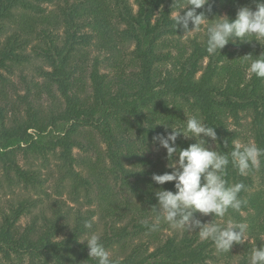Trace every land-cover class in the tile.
Here are the masks:
<instances>
[{"label": "trees", "instance_id": "trees-1", "mask_svg": "<svg viewBox=\"0 0 264 264\" xmlns=\"http://www.w3.org/2000/svg\"><path fill=\"white\" fill-rule=\"evenodd\" d=\"M38 1L44 0H0V28L5 26L2 24L5 21L15 22L18 26L0 49V80H3L1 71L12 72L14 64L20 63L25 55L29 37L35 30L31 23L36 24V20L26 13L42 11ZM180 2L187 3V0H178ZM255 3L256 0H211L210 13L207 6L197 12H205L210 21L223 13L234 19L240 7L249 6L255 10ZM134 4L136 11L130 0H65L63 4L58 3L65 26L64 39L59 40L52 31H42L47 48L41 50L52 69L44 73L48 79L45 90L51 93V88H56L65 101L60 112L46 116L29 101L28 94L22 97L27 106V117L16 113L10 116L6 109L8 102L5 103L7 106L3 104L7 96L3 101L0 99V170L10 184L15 180L25 186L39 183L35 174L20 167L18 152L45 157L59 151L65 166L64 179L73 182L75 192L80 187L86 188L88 196L91 183L76 172L78 161L73 150L79 147L89 151L77 139L81 128L92 127L98 131L108 146L107 154L112 162L110 175L141 204V207H135L126 201L125 208H107V192L101 191L99 210L106 229L100 241L106 249L114 245L125 246L126 240L146 235L150 231L146 223L151 225L150 217L157 216L153 209L158 206L155 192L161 189L175 192L174 182L161 186L152 180L153 174H164L165 171L148 159L139 158L144 168L152 170L137 171L126 167L131 157H136L135 147L127 137L136 133L146 145L153 137L167 134L164 125L174 124L179 130L184 126L181 116L185 110L179 102H185L190 111H197L205 125L215 128L216 151L227 154L232 149V141L240 140L241 134L230 128L228 118L239 122L242 112L251 115L254 142L264 149V79L252 73L249 77V61L243 58L249 54L259 56L264 53V46L256 41L244 42L242 53L236 55L228 50L230 42L221 54L218 51L209 55L207 36L202 41L198 37L193 39L189 46L178 41L184 31L182 27L176 31L170 17L171 10L179 11L174 0H134ZM129 42L134 44L131 77H125L123 73V77H117L114 82L101 72L103 61L100 56L121 55L119 46L123 48ZM94 52L98 56H93ZM168 65L170 69L165 68ZM86 79L91 92L87 90ZM191 144H194L192 140L183 135L176 141L178 148L186 149ZM260 160L259 167L247 176H240L230 163L225 177L229 183L246 185V190L240 193L246 203L239 210L229 209L235 222L247 224L245 234L253 239V244L245 245L246 252L238 264H249L251 249L264 246L261 241L264 236V156ZM99 169L100 164H97L96 173ZM105 174L102 172V176ZM254 174L259 177L261 187L252 193ZM35 206L36 201L24 200L18 208H11V214L4 216L0 222V253L7 257L12 253L29 255L40 264H97L90 258L86 243H82L90 231L83 227V222L96 217V209L77 217L76 225L68 231L59 225V220L46 219L42 229L29 227L20 232L18 223ZM127 209L137 210L140 219L132 218L125 227H118L114 222L107 229V216L121 222L126 218ZM242 211L248 216L243 217ZM63 232L67 233L58 239ZM197 233L198 230L182 238L173 237L151 253L148 245H135L131 255L118 264H207L216 261L214 244L201 241Z\"/></svg>", "mask_w": 264, "mask_h": 264}, {"label": "rangeland", "instance_id": "rangeland-1", "mask_svg": "<svg viewBox=\"0 0 264 264\" xmlns=\"http://www.w3.org/2000/svg\"><path fill=\"white\" fill-rule=\"evenodd\" d=\"M64 1L65 0L38 1L42 11L37 13H26L29 18L36 20V24L31 23L34 25L35 30L32 32L34 34L29 37L30 44L27 46L21 62L14 64L12 72L1 71L3 80H0V95H2L0 99L3 101V97L7 96V100L3 101V104L8 102V106L5 105L7 106L6 109L8 112H10V116L16 113V115L23 118L27 117V106L23 102L22 97L28 94L29 101L35 107L40 108L46 116H49L53 112L58 113L64 107V98L56 88L52 87L51 93L45 90L48 79L44 76V73L50 72L52 69L46 60L43 50H41L47 48L43 36L41 35L42 31L48 33L52 31L56 37H59V40L64 39L65 26L62 24V14L57 6L58 3L63 4ZM130 2L133 4L136 11L137 7L134 4V0H130ZM182 13L183 12H181V14ZM223 15H226V13H223ZM44 19L48 20L44 21ZM57 21L58 24L56 25ZM4 23L5 26L2 29L0 28V49L3 48L8 37L18 29L15 22L5 21L2 24ZM206 36L207 23L202 25L199 31L178 38V41L184 46H189L193 39L198 37L199 40L202 41ZM242 44L243 43L240 41H237L236 44L232 43L228 50L236 55H240L242 53ZM133 50L134 44L129 42L123 48L119 46L121 55H117V53L107 54V56H105V54L101 55L100 60L103 61L101 72L106 73L108 78L114 82L117 77L122 76L123 73H125V77H131L133 67H131L130 60ZM94 55L98 56V53L94 52L93 56ZM115 63L119 64L121 68L116 66ZM207 63L208 59L205 60L204 64L206 65ZM165 68L170 69L169 65L165 66ZM248 76H251L250 72H248ZM85 81L87 82L88 88L90 85L88 79ZM87 90L91 92L90 88ZM179 103L185 108L182 114L183 116H181L184 125L187 117L198 116L197 111H190V106L185 102L182 103L181 101ZM238 120L239 122H236L234 118H228L230 128L237 130L241 134L239 142H241V144H248L249 142L255 143L250 127L252 122L251 115L248 112H242L239 114ZM183 124H181L180 121L179 127ZM127 138L128 142L135 147L133 151L136 153V157H131L130 162L126 165L128 169L137 171L143 169L152 170V168H144L145 166L141 165L139 158L144 157L155 164L159 169L165 172L171 171V169L167 168L168 159L166 149H163L159 144L154 143V141H149L146 145H143L136 133L130 134ZM202 138L205 139V143H207L210 150L217 149L216 142L211 138ZM77 139L84 147L89 149L87 152L79 147L73 150V154L78 161V164L75 165L76 172H79L83 177L89 179L91 183L89 195L87 196V191L84 187L78 188L77 192H75L73 182L69 178L64 179L65 166L60 159L59 151L48 153L45 157L33 154L25 155L22 152H18L17 162L20 167L25 171L35 174L39 183L36 184V186H25L17 183L15 180L13 184H10L3 171L0 170V222L5 215L11 214V208H18L24 200H34L36 201V206L30 208L29 212L21 218L17 226L20 232H23L29 227L40 230L44 227L46 219L52 221L59 220V225H63L66 231H68L76 225L77 217L80 215L85 216L87 211L96 209L98 215L96 213V220L93 224V228L89 232H94L100 238L106 229V222L102 221L99 210L101 198L103 196L101 191L107 192V208H115L116 206H120L121 209L125 208L126 201L132 202L135 207H141L140 202L110 175L109 171L112 169V162L108 158V146L102 141L98 131L92 127L81 128ZM188 140H192L193 143H196L195 138H190ZM124 152L126 153L125 149ZM97 164H100V169L99 172L96 173ZM102 172L107 174L102 176ZM106 175L107 179H105ZM253 178L254 184L252 189H250L252 193L261 187L259 177L254 174ZM136 211L137 210L131 212L127 209L125 211L126 218L121 222L115 217L107 216V229L111 223L114 222L117 223L116 225L118 227H125L130 223L132 218L140 219L139 212ZM241 214L243 217L248 216V213L245 211H242ZM196 216L202 223L215 222L222 227L226 225L228 220L235 222V217L231 214L230 210L223 218L214 217L213 215L203 216L199 213H197ZM150 222H156L155 215L150 217ZM196 230L199 231V229ZM195 231L172 229L166 222L161 220L158 230L149 231L146 235L128 239L124 244L125 246L114 245L107 250L112 260L121 262L131 255L135 245H145L146 247L148 245L149 253H151L159 244L165 243L173 237L182 238L185 234L192 235ZM66 233L67 232H63L58 239H62ZM245 235L248 238L247 241L234 244L229 252H221L216 249L217 260L208 261L207 264H238L239 260L246 252L245 245L247 243L253 244V239L250 238L249 235ZM86 239L87 236L84 237L83 241ZM0 264L40 263L37 261L34 262L29 255L21 256L12 253L11 256L7 257L4 253H0Z\"/></svg>", "mask_w": 264, "mask_h": 264}, {"label": "clouds", "instance_id": "clouds-1", "mask_svg": "<svg viewBox=\"0 0 264 264\" xmlns=\"http://www.w3.org/2000/svg\"><path fill=\"white\" fill-rule=\"evenodd\" d=\"M174 4H177L179 11L171 10L170 17L174 20L176 31L182 27L183 36L199 31L207 23L206 51L209 55H215L218 51L221 54V50L230 42L256 41L264 46V0H256L255 10L249 6L240 7L234 19L220 15L211 21L205 12H197L207 6L210 13L211 0H187V3L174 0ZM243 58L249 61L247 71L264 79V53L259 56L249 54ZM164 126L167 134L155 136L153 141L166 149L167 168L171 171L153 174L152 180L161 186L174 182L175 192L163 189L155 192L158 200V206L153 207L157 213L156 222L151 225L145 222L146 226L150 231H156L162 220L172 229H199L197 234L201 241H211L217 251H231L234 244L247 241V225L232 220H228L223 227L215 222L202 223L196 214L223 218L229 209L239 210L246 203L240 197L246 185L242 182L229 183L225 179L227 168L231 163L240 176H247L251 170L259 167L264 149L252 142L241 144L233 140L232 149L227 154L210 150L202 137L217 140L215 128L205 125L198 116L187 117L185 125L179 130L174 124ZM181 135L185 139L195 138L196 143L186 149L176 147ZM95 220V216L84 220L83 227L91 230ZM86 236L87 239L82 243H86L91 259L97 264H118V261L110 258L109 251L97 234L89 232ZM261 241H264V236ZM249 264H264V246L251 249Z\"/></svg>", "mask_w": 264, "mask_h": 264}]
</instances>
